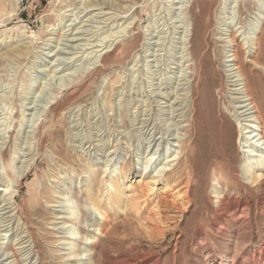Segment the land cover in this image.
I'll return each instance as SVG.
<instances>
[{
    "label": "rangeland",
    "instance_id": "1",
    "mask_svg": "<svg viewBox=\"0 0 264 264\" xmlns=\"http://www.w3.org/2000/svg\"><path fill=\"white\" fill-rule=\"evenodd\" d=\"M247 1L0 0V264H264Z\"/></svg>",
    "mask_w": 264,
    "mask_h": 264
},
{
    "label": "bare ground",
    "instance_id": "2",
    "mask_svg": "<svg viewBox=\"0 0 264 264\" xmlns=\"http://www.w3.org/2000/svg\"><path fill=\"white\" fill-rule=\"evenodd\" d=\"M243 2H245V1H243ZM254 2L255 1H253V0H248L244 4V9L246 7V11L250 10L251 9V5L254 4ZM257 27L258 28L255 31L251 32L248 36H246L243 39H241L242 40V44H241L242 47H241V49L239 51H237V50H235L233 48L232 49L230 48L228 50L226 59H227V61L230 62V64L227 65V66H229V70L232 71V73L234 74L233 76L236 77L237 78L236 80L238 82H240V84L242 85L241 88L243 89V94H244L243 101L245 102V104L243 106L246 107V112L248 114L247 120L250 122L249 123V127L251 128L247 132L251 133L250 136H249L250 138L255 139V143H254L255 145L253 144L254 147L249 150V154H247V155L248 156L256 155L254 150H257L258 152H260L259 155H257L259 157L256 160L253 159V158L252 159L250 158V159H251V163L252 164L257 165L259 168H261V167L264 166V133H263L264 132V125H263V122H262V117L259 114L258 107H257L256 103H254L252 101V94H251L252 93V89L250 87V84L248 83V77L244 74L243 67L241 65L238 66V62H241L242 60L246 61L247 57H248V54L250 53L252 55L251 59L250 60L248 59L250 65L255 66L256 68H260V67L264 68L263 67V61H264V40H263V37H264V26H263V23H261ZM203 28H204L203 24L197 25L196 29L194 28L195 29L194 30V34H193V36L191 38L192 49H193L194 53H196V50H200L201 49L200 40H201L202 34L204 32ZM228 42L230 43L231 47H233V45L235 44L234 40H232V39L228 40ZM241 51H244V56L241 53ZM208 67H209V61H207L204 64V68L206 69V71H207ZM201 68H203V67H201ZM203 82H204V84L206 86V89L203 91L201 98L199 97L198 104L203 103L202 101L206 97H208L210 95V89H209L208 80L206 79V81H203ZM212 109H213L212 105L209 104V110L212 111ZM199 120H200V118L197 116L196 117V123ZM194 126H195V124H194ZM221 133H222V131H221ZM231 134L232 133L230 131V128L227 127L226 131L224 130V136H225V143L228 146L231 143V140H230L231 139ZM68 231H70L71 235L75 234V230L74 229H72V230L70 229ZM29 236H32V232H30ZM1 256H2V254H0V257ZM4 256H6L5 257L6 259L4 258L5 260H9L11 257H14L12 260H10L8 262L9 264H11L13 261H14L13 263H15V264H20V262L18 261L17 257H15V253H14L13 250H11V253L10 252L6 253V255H4ZM1 263H4V260H1Z\"/></svg>",
    "mask_w": 264,
    "mask_h": 264
}]
</instances>
